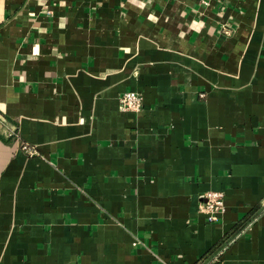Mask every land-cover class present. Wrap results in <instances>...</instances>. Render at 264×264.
I'll list each match as a JSON object with an SVG mask.
<instances>
[{
    "label": "crops",
    "instance_id": "0c3cea01",
    "mask_svg": "<svg viewBox=\"0 0 264 264\" xmlns=\"http://www.w3.org/2000/svg\"><path fill=\"white\" fill-rule=\"evenodd\" d=\"M0 264H264V0H0Z\"/></svg>",
    "mask_w": 264,
    "mask_h": 264
},
{
    "label": "built area",
    "instance_id": "2783aa9c",
    "mask_svg": "<svg viewBox=\"0 0 264 264\" xmlns=\"http://www.w3.org/2000/svg\"><path fill=\"white\" fill-rule=\"evenodd\" d=\"M144 96L138 90H126L120 96V107L123 110L140 111L143 106ZM29 153H35L33 148L23 146ZM205 199L200 203L199 210L207 215V220L216 222L225 211L224 193L210 190L205 194Z\"/></svg>",
    "mask_w": 264,
    "mask_h": 264
},
{
    "label": "trees",
    "instance_id": "16d2710c",
    "mask_svg": "<svg viewBox=\"0 0 264 264\" xmlns=\"http://www.w3.org/2000/svg\"><path fill=\"white\" fill-rule=\"evenodd\" d=\"M237 231H238V227L232 232V234H229L228 237H227V238H226L221 244H224V243L226 242V240H228L230 237H232V235H234L235 233H237ZM220 246H221V245H220ZM217 248H218V247H217ZM217 248L214 249L213 252L216 251Z\"/></svg>",
    "mask_w": 264,
    "mask_h": 264
}]
</instances>
